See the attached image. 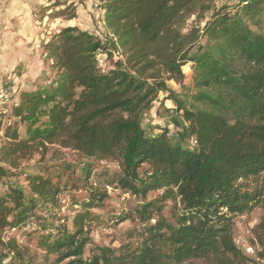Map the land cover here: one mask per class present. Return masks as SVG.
I'll return each instance as SVG.
<instances>
[{
	"label": "trees",
	"instance_id": "1",
	"mask_svg": "<svg viewBox=\"0 0 264 264\" xmlns=\"http://www.w3.org/2000/svg\"><path fill=\"white\" fill-rule=\"evenodd\" d=\"M215 1L104 0L101 28L113 48L95 33L62 29L42 50L57 79L44 88L16 90L17 104L0 115V179L19 161L58 146L86 160L114 163L119 189L140 200L131 213L143 226L132 246H94L86 256L90 240L79 213L72 231L63 227L43 239L53 264L247 260L232 228L235 216L264 208V0H235L217 8ZM60 6L55 1L52 7ZM205 13L210 18L202 30L181 31L187 17ZM98 53L105 61L116 59L111 69L99 68ZM188 64L193 102L216 112L189 111L169 90L167 82L181 83ZM158 93L167 94L182 113L195 150L169 141L166 129L145 134L142 118ZM19 124L26 126L24 139ZM144 165L150 172L142 178L138 170ZM25 180L30 196L50 201L57 193L49 177ZM161 189L159 198L147 199ZM171 196L180 205L173 224L162 217L160 205ZM36 206L21 188L7 186L0 196V244L10 253L16 254V244L3 241L6 231L26 223Z\"/></svg>",
	"mask_w": 264,
	"mask_h": 264
},
{
	"label": "rangeland",
	"instance_id": "2",
	"mask_svg": "<svg viewBox=\"0 0 264 264\" xmlns=\"http://www.w3.org/2000/svg\"><path fill=\"white\" fill-rule=\"evenodd\" d=\"M83 1L85 0H75L74 2L65 0V6L72 3L70 7L68 6L69 9L65 7L58 8L57 11L53 10V14L48 15L50 17L48 22L46 23L45 20V24L41 25L42 29L39 30L41 34L44 33V30L46 32L49 31V34L45 32V38L41 39L40 47L36 50L39 56V63L33 66V63L30 62L31 59H28L27 62L15 65L13 69V73L17 74L18 78L22 75L26 77L28 71L33 70L31 77L27 76L22 81L23 83L14 82L7 76L6 78H0L5 81L7 86L13 87L18 91H28L35 87L44 88L49 81L57 79V71L50 66L43 56V46L62 29L79 25L77 20L84 19V17H79L75 13L73 15V10L78 9L79 5L83 4ZM232 1L235 0H216L214 7L217 8ZM76 3L77 5L75 6ZM37 8L39 7L37 6ZM62 12L63 15L61 14ZM100 12L104 13L102 10ZM98 13L99 10H95L93 19H96V14ZM54 15H57V21H53L52 17ZM71 15H73L72 19H70ZM86 16L93 15L87 13ZM42 17L37 15L34 19L38 22V20H42ZM209 18L210 13H205L202 16L193 15L187 17L181 25V31L185 33L191 29L202 30ZM73 19L76 20V22L74 21L75 23L72 21ZM96 22H84L85 26H87L84 27L85 30L95 33L104 41L106 48L112 49L113 42L111 37L97 28ZM36 26L38 27L40 24H36ZM115 56L117 57V55ZM115 61L116 59L113 56L108 61H105L104 54L98 53V66L102 71L111 69ZM182 73L184 78L181 83L167 82L169 90L185 104L189 111L198 109L216 112L212 111L211 108L200 106L193 102L191 97L196 91L192 82V65L188 64L183 67ZM213 95L216 94L214 93ZM166 96L167 94L165 93H158L152 98L150 110L142 118V129L149 137L166 129L169 141L174 144L179 143L190 150H195L197 146L193 138L189 136L187 124L182 117V113L178 111L170 98L165 99ZM223 114L228 119L230 118L229 114ZM3 129L4 127H1L0 146L4 140ZM25 130L26 126L24 124L18 125V135L21 139L26 137ZM7 169L8 177L0 179V196L5 194L7 186L21 188L25 191L27 198L32 197L36 200L37 206L33 211V216L26 223L16 230L6 231L3 241H6L7 238L14 241L16 254L10 253L5 245L2 246L0 244L1 264H53L54 256L46 254L43 239L47 236L51 239L63 227L67 231H72L73 219L79 213L85 216V226L90 240V244L85 249L86 256L88 250L94 246L118 250L122 246H132L134 244L137 232L143 225L139 220L135 219L131 211L139 205L140 200L130 193L119 189L115 183V177L119 171L114 163L86 160L71 149L48 146L45 152L35 153L30 158L19 161L16 169ZM84 169H88L89 173H85ZM149 172V168L145 165L138 170V174L142 178ZM37 174H41L44 178H51L53 187L57 189V193L52 200L47 201L29 195L25 180L26 176ZM163 191V189L152 191L148 193L147 199L159 198ZM160 205L162 217L165 221L173 224L180 209L178 199L171 196V198ZM127 216L130 218L124 220ZM232 236L237 249L247 259L239 264H264V208L255 206L250 212L235 216L233 218ZM184 264L215 263L212 258H208L205 260H193Z\"/></svg>",
	"mask_w": 264,
	"mask_h": 264
},
{
	"label": "crops",
	"instance_id": "3",
	"mask_svg": "<svg viewBox=\"0 0 264 264\" xmlns=\"http://www.w3.org/2000/svg\"><path fill=\"white\" fill-rule=\"evenodd\" d=\"M55 1H59L63 5L59 8L65 7V0H0V78H6L7 76V78H11L14 82L23 83L22 81L27 76L31 77L33 70H29L26 77L22 75L18 78L17 74L13 73V69L15 65L27 62L28 59H31L30 62L33 63V66L39 63V56L36 50L39 49L41 39L45 38L46 32L44 30V33L41 34L39 30L42 29L41 25L45 24V20L46 23L48 22L50 18L48 15L53 10H58L57 7H52ZM70 1L74 2L75 0ZM82 3L75 10L77 16L84 17V19L77 20V23H79L77 27L80 30H85L84 27L87 26H85L84 22L91 23L92 21H97V28L102 31L104 13L99 11L96 14V19H93L95 17V9L89 0H85ZM37 6L39 8L36 9ZM87 13H91L93 16H86ZM37 15L43 16L42 20H38L37 22L34 19ZM53 21H57L56 18ZM72 21L76 22L75 19ZM36 24H40V26L37 27ZM59 26L61 25L59 24ZM46 34H49V31Z\"/></svg>",
	"mask_w": 264,
	"mask_h": 264
},
{
	"label": "built area",
	"instance_id": "4",
	"mask_svg": "<svg viewBox=\"0 0 264 264\" xmlns=\"http://www.w3.org/2000/svg\"><path fill=\"white\" fill-rule=\"evenodd\" d=\"M95 10L101 11L104 0H89ZM103 11V10H102ZM16 90L7 86L5 81L0 79V115L5 113V108L15 106L17 104Z\"/></svg>",
	"mask_w": 264,
	"mask_h": 264
}]
</instances>
